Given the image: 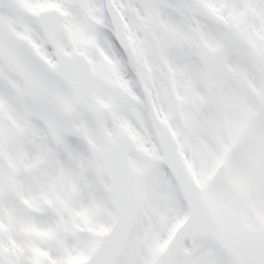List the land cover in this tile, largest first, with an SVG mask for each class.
Listing matches in <instances>:
<instances>
[{
  "label": "snow or ice",
  "instance_id": "6c2138e0",
  "mask_svg": "<svg viewBox=\"0 0 264 264\" xmlns=\"http://www.w3.org/2000/svg\"><path fill=\"white\" fill-rule=\"evenodd\" d=\"M0 264H264V0H0Z\"/></svg>",
  "mask_w": 264,
  "mask_h": 264
}]
</instances>
